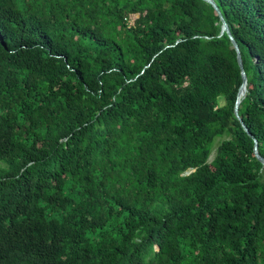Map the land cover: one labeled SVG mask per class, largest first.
Masks as SVG:
<instances>
[{
    "label": "trees",
    "instance_id": "obj_1",
    "mask_svg": "<svg viewBox=\"0 0 264 264\" xmlns=\"http://www.w3.org/2000/svg\"><path fill=\"white\" fill-rule=\"evenodd\" d=\"M212 1L251 137L202 0H0V264H264V0Z\"/></svg>",
    "mask_w": 264,
    "mask_h": 264
},
{
    "label": "water",
    "instance_id": "obj_2",
    "mask_svg": "<svg viewBox=\"0 0 264 264\" xmlns=\"http://www.w3.org/2000/svg\"><path fill=\"white\" fill-rule=\"evenodd\" d=\"M203 2L207 3L214 11L215 15L218 17L219 22H220V29H219V33L216 35L217 38L225 35L235 53V61H236V65L238 67L239 73H240V85L236 91L235 94V101H234V105H233V115L236 118L237 122L239 123L241 129L243 130L244 133H246V135H248L249 137H251L246 129V127L242 124L238 114H237V107L238 104L240 102V99L244 96V92H245V74L242 68V63H241V58H240V54H239V50L238 47L235 43V41L233 40V38L231 37L228 25L226 24V22L224 21V19L222 18L220 12L218 11V9L216 8L215 4L213 3L212 0H202ZM252 153L254 158L264 167V159L261 158L256 150V142L253 140V149H252ZM187 174V173H185Z\"/></svg>",
    "mask_w": 264,
    "mask_h": 264
},
{
    "label": "built area",
    "instance_id": "obj_3",
    "mask_svg": "<svg viewBox=\"0 0 264 264\" xmlns=\"http://www.w3.org/2000/svg\"><path fill=\"white\" fill-rule=\"evenodd\" d=\"M137 17V15H128L126 18L123 19V21L125 22V25L127 27L132 26L133 21L135 20V18Z\"/></svg>",
    "mask_w": 264,
    "mask_h": 264
},
{
    "label": "rangeland",
    "instance_id": "obj_4",
    "mask_svg": "<svg viewBox=\"0 0 264 264\" xmlns=\"http://www.w3.org/2000/svg\"><path fill=\"white\" fill-rule=\"evenodd\" d=\"M212 156H213V150H212V152L210 153V155L208 157V162L212 159Z\"/></svg>",
    "mask_w": 264,
    "mask_h": 264
}]
</instances>
